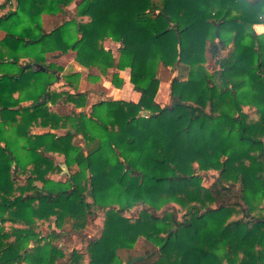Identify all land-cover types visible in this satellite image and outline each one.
<instances>
[{
  "label": "trees",
  "instance_id": "1",
  "mask_svg": "<svg viewBox=\"0 0 264 264\" xmlns=\"http://www.w3.org/2000/svg\"><path fill=\"white\" fill-rule=\"evenodd\" d=\"M12 2L0 4V264H264V0ZM69 52L99 89L129 70L137 101L85 110L80 75L53 61ZM162 69L177 74L160 107ZM88 219L97 233L66 251Z\"/></svg>",
  "mask_w": 264,
  "mask_h": 264
},
{
  "label": "crops",
  "instance_id": "2",
  "mask_svg": "<svg viewBox=\"0 0 264 264\" xmlns=\"http://www.w3.org/2000/svg\"><path fill=\"white\" fill-rule=\"evenodd\" d=\"M2 2H0L1 4ZM69 10L70 12L72 13L73 12V8H71V6L69 7ZM75 13V12H74ZM73 13V14H74ZM2 15V13L0 14V16ZM45 17V18H44ZM46 19L47 22H46ZM55 18H52V17H49V16H45L43 15L42 16V21H43V26L45 28V30L49 31L51 28H52V25H53V22H54ZM47 23H50V25H48ZM255 30L257 33H261L263 32V26L261 25H258V26H255ZM5 33L2 32L0 30V40L3 39ZM118 46V45H117ZM113 56L116 57L117 56V52H116V55L114 54V52H112ZM73 56V59H72V64H68V63H62L65 59V57H68V56ZM75 54L73 52H69L67 54H64V55H59L56 59H55V63H57L59 66H61L63 68V74H68V73H78L81 77L82 73L84 74L85 72V83L84 82H78V87H77V90L75 91V93H84V92H87V100H86V107H85V110L89 109L91 107V105L99 102V101H102V100H112V101H117V100H131V101H137L138 99V94L136 92L133 91L132 89V86L129 82V70H124V71H116V70H112L111 72H116L118 74V77L120 79H122L123 81V84L122 86L119 88V89H116L114 88L110 81H106L104 80L103 81V88L99 89L101 92H96L94 89L90 88L91 87V84L89 82H86L87 79V73H86V70L79 66L75 60H74V57ZM72 67L73 70H67L69 66ZM158 92H161L158 91ZM157 92L156 94V98H155V101L157 104H159L160 107H163L165 103H167L169 101V85L168 87L163 91L164 93H161L159 94ZM111 94L109 97L107 94ZM125 95V96H124ZM129 96H131L129 98ZM81 109H78L77 111H80ZM52 134H55L57 136H63L66 132V130H53V131H50ZM44 133H47V131H33V134H44ZM56 162H63V157H55L54 158ZM62 165H65V164H61L60 167ZM66 166V165H65ZM62 169V167H61ZM67 169V172L62 169V172L59 174V175H56V176H53L52 179L54 181H64L65 179H62L60 180L59 176H62L64 175V177L66 175H68L69 173V170L68 168L66 167Z\"/></svg>",
  "mask_w": 264,
  "mask_h": 264
},
{
  "label": "rangeland",
  "instance_id": "3",
  "mask_svg": "<svg viewBox=\"0 0 264 264\" xmlns=\"http://www.w3.org/2000/svg\"><path fill=\"white\" fill-rule=\"evenodd\" d=\"M0 2H2V0H0ZM12 3H13V6L16 5L15 0H13ZM71 8H73V12H72V14H73L75 12V8H76L75 4H72ZM0 14H1V11H0ZM47 20L48 19H46V22H47ZM47 24L50 25V23H47ZM117 45L118 44L113 43L110 40H107L104 43L105 49L110 50L111 53L114 52L115 55H116V52L118 51V48H119V45L118 46ZM29 52H32V50L29 51ZM72 59H73V56L70 55L68 57H65V59L62 60L63 61L62 63L72 64V62H73ZM53 61H55V59ZM208 64H210V66L213 65L210 62ZM67 67H69L67 70H73L72 67H70V65L67 66ZM207 68H209L208 69L209 71L211 70L210 69L211 67L207 66ZM86 73H87V71H86ZM176 74H177V69H173V70L162 69L161 70V72H160L161 82H160V85H159V88H158V91L161 90V92H158L159 94L164 93L163 91L168 87L171 79H173V77H175ZM99 78H100L99 87L102 89L103 88V86H102L103 81L104 80L109 81L108 80L109 78L108 77H104V76H99ZM86 79H87V77H86ZM79 80H80V82H84L85 83V72H84V74L82 73V75H81ZM86 82H88V81H86ZM90 84H91L90 88L94 89L98 93L101 92L100 90H98V87L95 84H92V83H90ZM107 95L109 97L111 94L108 93ZM130 97L131 96H129V98ZM169 103H170V99H169V101L167 103L164 104V106L169 105ZM80 144H83V141L80 140ZM216 176H217L216 172H208L202 178V182H201L202 186L203 187H208L213 182V179ZM59 178H60V180L65 179L64 175L59 176ZM67 227L69 228V226H67ZM51 229H55V227L52 226ZM43 230L45 232L46 228L43 229ZM55 230L57 231V229H55ZM97 230H98L97 226L94 225V223L91 221V219H88V222L86 224V227L83 229V233L82 234H78V235L76 234V235H73L71 238L64 237L62 239V243L64 245V248L66 249V251H69L70 249L75 248V247L78 248L80 246V243H81L80 239H81L82 235H86L88 237H91V236H93V235H95L97 233ZM140 245H141V241H140ZM140 245H138L136 247L137 249H135V251H134L135 254H139V252H142L143 248H141ZM122 257H126V254H122Z\"/></svg>",
  "mask_w": 264,
  "mask_h": 264
},
{
  "label": "water",
  "instance_id": "4",
  "mask_svg": "<svg viewBox=\"0 0 264 264\" xmlns=\"http://www.w3.org/2000/svg\"><path fill=\"white\" fill-rule=\"evenodd\" d=\"M29 66H30L29 64L26 65V67H29ZM141 116L147 117L148 113L146 111H143V112H141ZM61 167H62V169H64L67 172V169H66L65 165H62Z\"/></svg>",
  "mask_w": 264,
  "mask_h": 264
}]
</instances>
